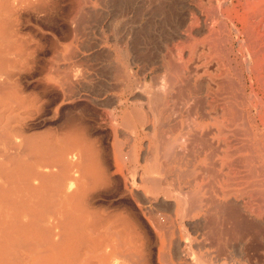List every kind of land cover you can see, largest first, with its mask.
Segmentation results:
<instances>
[{"label": "rangeland", "instance_id": "374dc122", "mask_svg": "<svg viewBox=\"0 0 264 264\" xmlns=\"http://www.w3.org/2000/svg\"><path fill=\"white\" fill-rule=\"evenodd\" d=\"M233 8L241 11L238 0H26L15 6L0 0V222L34 202L63 203L70 214L53 229L62 237L52 264H264V56L247 54L250 42ZM58 162L63 169L81 167L63 174L80 177L83 195L77 185L68 188L69 180L53 178L62 170ZM213 199L222 210L213 211L221 208L215 203L213 209ZM35 204L32 209L41 208ZM4 229L0 264H18V226Z\"/></svg>", "mask_w": 264, "mask_h": 264}, {"label": "bare ground", "instance_id": "6f19581e", "mask_svg": "<svg viewBox=\"0 0 264 264\" xmlns=\"http://www.w3.org/2000/svg\"><path fill=\"white\" fill-rule=\"evenodd\" d=\"M10 1V3H11V5L12 6H15L16 4H18V3H24V1H26V0H9ZM223 1V0H222ZM239 1V5H240V7H241V11H239V10H236L235 8H233L232 10H231V12L233 13V17H235L236 19H237V21H239V22H241L242 24H241V26H242V30H243V33H244V35H245V37L247 38V40H248V42H250V44H249V49L247 50L249 53H247V54H250V55H252V56H254V55H259V54H261L262 53V55L264 56V0H238ZM28 2V1H27ZM225 2V1H224ZM5 3H6V0H5ZM174 4V3H173ZM4 5H6V4H4ZM220 6H221V3H219V6L217 7V10H218V15H222V13H223V11L224 10H221L222 8H220ZM232 6H233V4H232ZM228 8V7H227ZM224 9V8H223ZM196 10V9H195ZM205 10V9H204ZM203 10V11H204ZM216 10V11H217ZM197 11V10H196ZM202 11V12H203ZM200 12H201V10H200ZM205 12V11H204ZM213 12V11H212ZM226 14L225 15H228V13H229V11H227V9H226ZM196 13V12H195ZM215 13V11H214V14H215V16H213L212 14V16L213 17H218V15ZM174 14V13H173ZM208 14V13H207ZM175 15V14H174ZM206 15V14H205ZM224 15V14H223ZM195 16V15H194ZM179 17V16H178ZM191 17V16H190ZM206 17H208V15L206 16ZM212 17V19H214ZM224 17V16H223ZM230 17V16H229ZM210 18V17H209ZM219 18V17H218ZM220 18H222V17H220ZM225 18V17H224ZM227 18V20H228V17H226ZM200 19V18H199ZM208 19V18H207ZM212 19H209L210 21L212 20ZM198 20V18L196 17V20L195 21H197ZM179 21V20H178ZM190 21V20H189ZM192 21V20H191ZM191 21L189 22V24H191ZM199 21H202V20H199ZM216 21V18H215V20H214V22ZM223 21H224V19H223ZM175 22V21H174ZM194 22V21H193ZM199 23V22H198ZM206 23V22H205ZM204 22H203V28H205V26H207V25H209L210 26V24H208L209 22L207 21V25L205 24ZM212 23H213V20H212ZM193 24V23H192ZM216 24V23H215ZM214 24V25H215ZM219 24H220V20H219V22H218V27H219ZM223 24H226V22L224 23L223 22ZM222 24V25H223ZM183 25V24H182ZM185 25V24H184ZM198 25V24H197ZM201 25V23L198 25V27ZM181 26V25H180ZM188 26V25H187ZM190 26V25H189ZM193 26V25H192ZM211 26H212V24H211ZM185 27V26H184ZM196 27V26H195ZM213 27V26H212ZM222 27H224V25L222 26ZM221 27V28H222ZM233 27V26H232ZM182 28V27H181ZM188 28V27H187ZM202 28V27H201ZM180 29V28H179ZM184 29V28H183ZM199 29V28H198ZM213 28H211V30H212ZM219 29V28H218ZM218 29L216 28V30L218 31ZM238 29V28H237ZM200 30V29H199ZM199 30H197V31H199ZM201 30H203V29H201ZM206 30H208L207 28H206ZM215 29H213V31L216 33L217 31H216ZM222 31L224 30V29H221ZM184 31V30H183ZM187 31H188V29H187ZM213 31H212V35H213ZM219 31H220V29H219ZM237 31V30H236ZM175 32V31H174ZM180 32H181V29H180ZM203 32V31H202ZM206 32V31H205ZM184 33V32H183ZM190 33V32H189ZM197 33V32H196ZM195 33V34H196ZM220 33H221V31H220ZM224 33V32H223ZM238 33V32H237ZM185 34H186V31H185ZM202 33H200V35H201ZM208 34H210V32H208ZM214 35H216V34H214ZM218 35H219V33H218ZM242 35V34H241ZM240 35V36H241ZM181 36H182V34H181ZM189 36L190 35H185V37H188L189 38ZM222 36H224V34H222ZM222 36L220 35L219 37H220V39H222ZM195 37V36H194ZM224 37H226V36H224ZM181 38V37H180ZM173 39V38H172ZM175 40H176V37L174 38ZM184 39H186V38H184ZM215 39H216V37H215ZM239 39V38H238ZM237 39V40H238ZM135 40H136V38H135ZM174 40V41H175ZM181 40V39H180ZM188 41H189V39H187ZM212 40V39H211ZM211 40H208V41H206V42H208L209 43V41H211ZM246 40V41H247ZM179 41V40H178ZM212 41H214V39L212 40ZM211 41V42H212ZM179 42H181V41H179ZM197 42V41H196ZM219 43V41H218V39L216 40V43ZM221 42V41H220ZM238 42V41H237ZM213 43V42H212ZM216 44V45H218L219 46V44H221V43H219V44ZM240 43H242V41L240 42ZM180 44H182V43H180ZM185 44V43H184ZM215 44V43H214ZM214 44L212 45V48H211V50L212 49H214ZM178 45V44H177ZM195 45V44H194ZM193 44H192V46H194ZM211 44H209V46H210ZM208 46V47H209ZM183 47V46H182ZM177 48V47H176ZM181 48V47H180ZM188 48V47H187ZM186 48V49H187ZM221 48H224L223 46H221ZM242 48V47H241ZM182 49V48H181ZM189 49H191V47L189 48ZM210 49V48H209ZM217 49V47H215V49L214 50H216ZM220 49V48H219ZM244 49V48H243ZM139 50V49H138ZM175 50H177V49H175ZM179 51V50H178ZM190 51V50H189ZM218 51V50H217ZM216 51V52H217ZM210 52V51H209ZM215 52V51H214ZM219 52V51H218ZM217 52V53H218ZM245 52V51H244ZM189 53V52H188ZM223 53V52H222ZM178 54V53H177ZM227 54V53H226ZM149 55V54H148ZM147 55V56H148ZM179 55V54H178ZM219 55H220V52H219ZM223 56H224V54H223ZM144 57V56H143ZM179 57V56H178ZM189 57V56H188ZM221 57H222V55H221ZM187 58V57H186ZM224 58V57H223ZM248 58V57H247ZM171 59V58H170ZM169 59V60H170ZM208 59V58H207ZM228 59V58H227ZM264 59V58H263ZM180 60V59H179ZM185 60V59H184ZM196 60V59H195ZM217 60H219V59H217ZM222 60V59H221ZM221 60H219V61H221ZM244 60V59H243ZM172 61H173V59H172ZM176 61V60H175ZM186 62L188 61V59H186L185 60ZM191 61V60H190ZM214 61V60H213ZM213 61H211V62H213ZM170 62H171V60H170ZM169 62V63H170ZM178 62V61H177ZM184 62V61H183ZM185 62V63H186ZM218 62V61H217ZM223 61H221V63H222ZM174 63L175 62H173V65H174ZM180 63H181V61H180ZM214 63H215V61H214ZM230 63V62H229ZM248 63H249V61H248ZM182 65H183V63H181ZM181 64H175L176 66L177 65H181ZM187 64V63H186ZM226 64V63H225ZM260 64V63H259ZM170 66H171V70H174V68L176 67L175 65L173 66L172 64H169ZM228 65V64H227ZM246 65V64H245ZM174 68H173V67ZM212 66V65H211ZM218 66V65H217ZM230 66V65H229ZM228 66V67H229ZM260 66V65H259ZM258 66V67H259ZM178 67V66H177ZM185 67V66H184ZM214 67V66H213ZM216 67V66H215ZM233 67V66H232ZM188 68V67H187ZM216 68H218V67H216ZM215 68V69H216ZM178 68H176V70H177ZM229 69V68H228ZM227 69V70H228ZM226 69H224L223 71H225ZM189 70H187L186 72H188ZM191 71V70H190ZM216 71V70H215ZM222 71V72H223ZM234 71V70H233ZM155 72V71H154ZM165 72V71H164ZM177 72H179V71H177ZM206 72V71H205ZM214 72V71H213ZM217 72V71H216ZM227 72V71H226ZM225 72V73H226ZM169 73V72H168ZM173 73V72H172ZM185 73V72H184ZM188 73H191V72H188ZM134 74V73H133ZM192 74H194V73H192ZM218 74V73H217ZM223 74H224V72H223ZM229 74V72L227 73V75ZM236 74H237V72H236ZM155 75V74H154ZM163 75V74H162ZM174 74H172L171 75V77L173 76ZM185 75V74H184ZM183 75V76H184ZM195 75V74H194ZM214 75V74H213ZM219 75H220V72H219ZM156 76V75H155ZM182 76V75H181ZM190 76V75H189ZM198 76V75H197ZM224 76V75H223ZM162 77V76H161ZM188 77V76H187ZM196 77V76H195ZM195 77L193 78V80L195 79ZM199 77V76H198ZM197 77V78H198ZM221 77V76H220ZM225 77L227 78V76L225 75ZM163 78V77H162ZM173 78V77H172ZM175 78V77H174ZM181 78V77H180ZM183 78V77H182ZM185 78H186V76H185ZM190 78V77H189ZM216 78V77H215ZM219 78V77H218ZM231 79V77H228V79ZM154 79V78H153ZM220 79V78H219ZM221 79H222V77H221ZM168 80H169V78H168ZM171 80V79H170ZM175 80H176V78H175ZM174 80V81H175ZM185 80V81H184ZM224 79H222V81H223ZM225 80H227V79H225ZM225 80H224V82H225ZM171 81H173V79L171 80ZM170 81V82H171ZM173 81V82H174ZM178 81H180V80H178ZM183 82H186V79H183L182 80ZM187 81H189V82H191L192 81V77H191V81H190V79L189 80H187ZM202 81H205V80H202ZM228 82H230L229 80H227ZM231 81H232V79H231ZM154 82H156V81H154ZM158 82V81H157ZM164 82V81H163ZM162 82V83H163ZM170 82H168V86L170 85ZM198 82V81H197ZM208 82H210V81H208ZM220 82V81H219ZM240 82V81H239ZM188 83V82H187ZM196 83V82H195ZM215 83V82H214ZM221 83H223V82H221ZM233 83V82H232ZM154 84V83H153ZM159 84V83H158ZM167 84V83H166ZM179 84H180V82H179ZM179 84H176V88L178 89L179 88V86H177V85H179ZM185 84V83H184ZM191 84V83H190ZM189 84V85H190ZM201 84V83H200ZM211 84H213V83H211ZM217 84V83H216ZM226 84V83H225ZM230 85H234V84H231V82L229 83ZM161 86L160 87H162V85L163 84H160ZM210 85V84H209ZM214 85V87L216 86L215 84H213ZM219 85V84H218ZM222 85V84H221ZM220 85V86H221ZM228 85V84H227ZM226 85V86H227ZM230 85H229V87H230ZM155 86V85H154ZM167 86V85H166ZM171 86V85H170ZM173 86H175V85H173ZM202 86V85H201ZM224 86V85H223ZM146 87V86H145ZM181 87H182V89H183V87H186L185 85H183L182 86V84H181ZM193 87V86H192ZM213 87V86H212ZM212 87H211V89H212ZM228 87V86H227ZM262 87V86H261ZM156 88V87H155ZM170 88V87H169ZM175 87L174 88H172V90L173 89H176ZM187 88H189V86L187 87ZM190 88H191V86H190ZM194 88V87H193ZM216 88H218L217 86H216ZM221 88H222V86H221ZM220 88V89H221ZM232 88H233V90H234V86H232ZM238 88V87H237ZM165 89H167V88H165ZM180 89V88H179ZM184 89H186V88H184ZM192 89V88H191ZM209 89V88H208ZM210 89V90H211ZM214 89V88H213ZM227 90L228 89H230V88H226ZM156 90H157V88H156ZM161 90V89H160ZM160 90H158V91H160ZM171 90V89H170ZM169 90V91H170ZM190 90V89H189ZM225 90V87H224V91H226L227 92V94H229L228 93V91H232V89H230V90ZM147 91V90H146ZM162 91V90H161ZM160 91V92H161ZM190 91H194V90H190ZM195 91H197V93H199L198 92V90H195ZM194 91V92H195ZM200 91V90H199ZM215 91V90H214ZM217 91V90H216ZM220 91V90H219ZM218 91V92H219ZM221 91H222V89H221ZM230 91V92H231ZM154 92V91H153ZM158 93L157 94V92H155L156 93V96L157 95H162L163 94V92L162 93ZM179 92V91H178ZM178 92H177V94H178ZM180 92H181V95L183 94L184 95V93H182V91H181V89H180ZM183 92H184V90H183ZM202 92V91H201ZM223 92V91H222ZM233 92V94L235 95V92L234 91H232ZM169 93H172V92H169ZM190 93V92H189ZM193 93V92H192ZM196 93V92H195ZM220 93V92H219ZM148 94H150V93H148ZM167 94V93H166ZM174 94V93H173ZM175 94H176V91H175ZM200 94V93H199ZM216 94V93H215ZM221 95H222V93H220ZM219 94V95H220ZM231 94V93H230ZM151 95H153V94H151ZM212 95H213V92H212ZM217 95H218V93H217ZM216 95V96H217ZM154 96V95H153ZM153 97L154 99L155 98H157V97H159V96H157V97ZM174 96V95H173ZM187 96V95H186ZM190 96H192V95H190ZM189 96V97H190ZM197 96L198 95H196L195 97L197 98ZM231 96V95H230ZM239 96V95H238ZM241 96V95H240ZM170 97H172L171 95H170ZM180 97V96H179ZM188 97V96H187ZM222 97L223 96H221L220 98H221V101H222ZM226 97H228V96H226ZM236 97V96H235ZM242 97V96H241ZM240 97V98H241ZM175 98H177V97H175ZM184 98H185V96H184ZM206 98H208V97H206ZM210 98V97H209ZM215 98V97H214ZM214 98H213V100H214ZM217 98V97H216ZM228 98H230V97H228ZM233 98V97H232ZM239 97H236V99H238ZM169 99L170 98H167V101L169 102ZM180 100H181V98H179ZM187 99V98H186ZM192 99H194V98H192ZM199 99V98H198ZM198 99H196V105H197V102H201V101H197ZM202 99H205V98H202ZM218 99V98H217ZM224 99V98H223ZM225 99H227V98H225ZM224 99V100H225ZM231 99V98H230ZM156 100V99H155ZM159 100V99H158ZM183 100V99H182ZM207 100V99H206ZM210 100V99H209ZM208 100V101H209ZM229 100V99H228ZM227 100V102H230L231 100H229L228 101ZM166 101V100H165ZM166 101V102H167ZM171 101V100H170ZM176 102L174 103L175 105H177V100H175ZM194 101V100H193ZM218 101H220V100H218ZM220 101V102H221ZM239 101V100H238ZM240 101H241V99H240ZM152 102V101H151ZM180 102H184V101H178V103H180ZM205 102V101H204ZM204 102L202 103V104H204ZM210 102V101H209ZM219 102V103H220ZM226 102V101H225ZM236 102H237V100H236ZM195 103V102H194ZM219 103H217V105L219 104ZM239 103V102H238ZM257 103H258V101H257ZM165 104H167V103H165ZM171 104V103H170ZM182 104V103H181ZM185 103H183V105H184ZM201 104V103H200ZM206 104H209L208 102L206 103ZM213 104V103H212ZM227 104V103H226ZM229 104V103H228ZM227 104V106H230V105H228ZM231 104V103H230ZM239 104H241V103H239ZM259 104V103H258ZM172 105V104H171ZM182 105V106H183ZM192 105H194V104H192ZM195 105V106H196ZM199 105V104H198ZM210 105V104H209ZM216 105V106H217ZM225 105V104H224ZM172 106H174V105H172ZM195 106L193 107V108H195ZM200 106V105H199ZM199 106H198V108H199ZM208 106V105H207ZM211 106V105H210ZM219 106V105H218ZM232 106V105H231ZM230 106V107H231ZM158 107H159V104H158ZM176 107V106H175ZM190 107H191V105H190ZM201 107V106H200ZM221 108H222V105L220 106ZM226 107V106H225ZM172 108V107H171ZM177 108H179L180 109V107H177ZM203 108V107H202ZM202 108H200L201 110H202ZM227 108H229V107H227ZM169 109H170V107H169ZM174 109V108H173ZM182 109V108H181ZM206 109V108H205ZM214 109V108H213ZM219 109V108H218ZM154 110V109H153ZM183 110H185V108H183ZM187 110V109H186ZM190 111L189 112H191L192 110H191V108L189 109ZM199 110V109H198ZM200 110V111H201ZM210 110H211V108H210ZM217 110V109H216ZM220 110H222V109H220ZM223 110H225L224 109V107H223ZM163 111H165V109H163ZM170 111V110H169ZM178 111V110H177ZM181 111V110H180ZM195 111H196V109H195ZM235 111V110H234ZM172 112V111H171ZM175 112V111H174ZM174 112H173V114H174ZM187 112V111H186ZM204 112V111H203ZM229 112V113H228ZM228 112H227V110H226V113L227 114H230V110H228ZM236 112V111H235ZM163 113V112H162ZM165 113H167V107H166V112ZM170 113V112H169ZM180 113V112H179ZM182 113H184V111H182ZM201 113V112H200ZM205 113V112H204ZM218 113H219V111H218ZM221 113V112H220ZM232 113H234V112H232ZM231 113V114H232ZM237 113H239V114H241L242 112H237ZM237 113H235V114H237ZM244 113V112H243ZM189 114H191V113H189ZM195 114V113H194ZM230 114V115H231ZM258 114V113H257ZM152 115V114H151ZM163 115V114H162ZM179 115V114H178ZM182 115V114H181ZM184 115V114H183ZM166 116H169V115H166ZM195 116V115H194ZM203 116V115H202ZM211 116V115H210ZM243 116H244V114H243ZM243 116H241V117H243ZM165 117V116H164ZM207 118H209L208 116H206ZM237 117V119L239 118H241V117H238V116H236ZM166 118H168V117H166ZM165 118V119H166ZM196 118V117H195ZM199 118V117H198ZM200 118H201V116H200ZM205 118V117H204ZM204 118H202V119H204ZM245 118V117H244ZM216 119V118H215ZM232 119V118H231ZM236 119V120H237ZM243 119V118H242ZM162 120H164V119H162ZM197 121V120H196ZM202 121V120H201ZM216 121V120H215ZM217 121H221V120H217ZM223 121V120H222ZM165 122V121H164ZM168 122V121H167ZM200 122V120L199 121H197V123H199ZM172 123V122H171ZM235 123V122H234ZM233 123V124H234ZM241 123H243V122H241ZM246 123V122H245ZM200 124H201V122H200ZM218 124H219V122H218ZM228 124V123H227ZM240 124V122L238 123V125ZM163 125H165V124H163ZM166 125H167V123H166ZM197 125V124H196ZM236 125V124H235ZM234 125V126H235ZM244 125V124H243ZM243 125H241V127L243 126ZM174 125L172 124V126L171 127H173ZM199 126V125H198ZM220 126V125H219ZM227 126V125H226ZM220 127H222V125L220 126ZM223 127H225V126H223ZM239 127V126H238ZM202 128V127H201ZM226 128V127H225ZM249 128V127H248ZM227 129V128H226ZM229 129V128H228ZM228 129H227V131H228ZM225 130V129H224ZM223 130V131H224ZM223 131H222V133H223ZM235 131H237V130H235ZM245 133H246V131H245ZM199 134V133H198ZM239 134V133H238ZM193 135V134H192ZM191 135V136H192ZM225 135V134H224ZM227 135V134H226ZM226 135H225V137H226ZM190 136V137H191ZM197 136V135H196ZM195 135H194V137H196ZM199 136V135H198ZM3 137H4V135H3ZM193 137V136H192ZM201 138V137H200ZM197 139V138H196ZM196 139L194 138L193 140H195L196 141ZM203 139V138H202ZM206 139V137L204 138V140ZM225 139H229V138H225ZM181 140V139H180ZM186 141V140H185ZM199 141V140H198ZM238 141V140H237ZM231 142V141H230ZM243 142V141H242ZM205 143V142H204ZM244 143H246V141H244ZM236 145H239V144H236ZM224 147H225V143H224ZM237 148V147H236ZM225 149V148H224ZM227 149V148H226ZM232 149V148H231ZM227 150H230V149H227ZM227 150H224V151H227ZM232 151H233V149H232ZM1 152V151H0ZM70 152V154H71V150L69 151ZM228 152V151H227ZM227 152H226V154H227ZM233 153V152H232ZM65 154V153H64ZM176 156H177V154H175ZM232 155V154H231ZM166 156V155H165ZM3 157V156H2ZM73 157H77V156H74L73 155ZM81 157V156H80ZM234 157V156H233ZM71 158V157H70ZM235 158V157H234ZM59 159H61V158H59L58 157V160ZM226 159V158H225ZM230 159V158H229ZM228 158H227V161L229 160ZM236 159L237 158H235V159H233L234 160V162H236ZM57 160V159H56ZM55 160V161H56ZM77 160V159H76ZM241 161V160H240ZM233 162V163H234ZM57 163V162H56ZM80 163H81V161H80ZM227 163H231V165H233V163H232V161L230 162V160L227 162ZM239 163V161L237 160V164ZM246 163V162H245ZM58 164H59V162H58ZM244 164V163H243ZM247 165H248V163H246ZM64 165H65V163H64ZM64 165H63V167H64ZM75 166H76V164H74ZM231 165H229V166H231ZM69 166V170L68 169H63V167L62 166H60V164H59V167H61L60 169H62L63 170V172H61L62 170H59V173H57V174H54L55 176H53V178H57V177H61V179H63V182H64V180H69L70 181V184H69V187L68 188H72V186L73 185H77V187L79 188L80 186V182L79 181H81L80 180V177H75V176H71L69 173H70V171L72 170L71 168L72 167H75V166H73V165H71V164H66V167H68ZM234 166H235V164H234ZM243 166V165H242ZM77 167V169L76 170H78V169H80L81 167H79L78 165L76 166ZM79 167V168H78ZM236 167V166H235ZM237 168V167H236ZM242 168V167H241ZM244 168V167H243ZM47 169H48V167H47ZM246 169H247V166H246ZM260 169V168H259ZM65 170H68V172L69 173H66V174H63V173H65ZM237 169H235V171H236ZM251 170H254V169H251ZM251 170H250V173H253V172H251ZM80 171H83V170H80ZM78 172V174L80 173L81 174V172ZM238 171V170H237ZM233 172V171H232ZM236 173V175H237V172H235ZM241 172H239V174H240ZM243 173H246V172H243ZM249 173V174H250ZM38 174V173H37ZM39 174H41V173H39ZM79 174V175H80ZM249 174H247V178H248V176H249ZM41 175H43V174H41ZM51 175H53V174H51ZM76 175V174H75ZM82 175H83V172H82ZM235 175V176H236ZM256 175V174H255ZM36 176V175H35ZM34 176V178L36 179H38L40 176H36L35 177ZM229 176V175H228ZM228 176H226V177H228ZM234 176V177H235ZM250 176H253V175H251L250 174ZM249 176V177H250ZM82 177V176H81ZM225 177V178H226ZM237 177V176H236ZM244 177H246V175L244 176ZM257 177V176H256ZM52 178V179H53ZM230 178H231V176H230ZM242 178V177H241ZM247 178H242L241 180H243V179H246L247 180ZM253 179L255 178L254 176L252 177ZM60 178H59V181L61 180ZM82 179V178H81ZM231 179H233V175H232V178ZM230 179V180H231ZM237 179V178H236ZM238 180V179H237ZM249 180V179H248ZM58 181V182H59ZM236 181V180H235ZM94 182V181H93ZM99 182V181H98ZM225 182H227V181H225ZM255 182V181H254ZM254 182L252 181V182H250L249 184H251L252 186H255L254 185ZM258 182H260V181H258ZM258 182H256V183H258ZM263 181L261 180V182L260 183H262ZM60 183V182H59ZM58 183V184H59ZM95 184H96V181L94 182ZM94 183L92 184V185H94ZM100 183V182H99ZM102 183V182H101ZM230 183V182H229ZM232 183V182H231ZM56 184V183H55ZM61 184V183H60ZM57 185V186H59V188H60V186L61 185ZM233 184V183H232ZM231 184V185H232ZM236 184V183H235ZM239 184H242V183H238V185ZM244 184V183H243ZM85 185V184H84ZM229 185V184H228ZM234 185V184H233ZM238 185H237V187H238ZM245 185V184H244ZM243 185V186H244ZM224 186V185H223ZM242 186V185H241ZM233 187H235V185L233 186ZM257 187H258V185H257ZM36 188V187H35ZM78 188H77V190H78ZM86 188H87V186L85 187V192H87L86 191ZM230 188H231V186H230ZM30 189H33L32 188V186H31V188ZM51 189H52V187H51ZM55 189V188H54ZM53 189V190H54ZM79 189H82L81 191H79L80 193L83 191V186H82V188H79ZM224 189H226V188H224ZM228 189V188H227ZM256 189V188H255ZM254 189V190H255ZM52 190V191H53ZM57 190V189H56ZM223 190V189H222ZM258 190V189H257ZM257 190L256 191H252V193H254L255 195H257L258 196V192H257ZM58 191H60V189L59 190H57V193H58ZM236 191V190H235ZM54 192H56V191H54ZM78 192V193H79ZM187 192V191H186ZM188 192H190V191H188ZM223 192V191H222ZM240 192V191H239ZM238 192V193H239ZM256 192H257V194H256ZM84 193V192H83ZM184 193V192H183ZM208 193V192H207ZM229 192H227L226 194H225V196L228 194ZM247 193V192H246ZM72 194H73V192H72ZM77 194V193H76ZM82 194V193H81ZM78 195L79 197H82V195ZM85 194V193H84ZM188 194V193H187ZM186 194V195H187ZM193 194V193H192ZM221 194V193H220ZM219 194V195H220ZM241 194V193H240ZM253 194V195H254ZM74 195V194H73ZM72 195V196H73ZM184 195H185V193H184ZM194 196L196 195H198L197 193L195 194H193ZM212 195H214V194H212ZM222 195V194H221ZM244 195V194H243ZM252 195V196H253ZM183 196V195H182ZM190 196H192V195H190ZM248 196H249V194H248ZM50 197V196H49ZM56 197H59V196H56ZM55 197V198H56ZM70 198H71V196H69ZM210 197V198H209ZM209 197H207V200L206 201H208L209 199H211L212 200V196H210L209 195ZM221 197V196H220ZM238 197H240V196H238ZM83 198V197H82ZM184 198H186V197H184ZM195 198H197V197H195ZM213 198H215V197H213ZM236 198V197H235ZM250 198H252V197H250ZM60 199V198H59ZM67 199H69V198H67ZM264 199V198H263ZM26 200V199H25ZM50 200V199H49ZM200 200H202V199H200ZM204 200V199H203ZM214 200V199H213ZM27 201V200H26ZM69 201V200H68ZM198 201V200H197ZM206 201H204V202H206ZM264 201V200H263ZM50 202V201H49ZM56 203H57V200L55 201ZM54 202V203H55ZM190 202H193V201H190ZM196 202V201H195ZM199 202V201H198ZM201 202V201H200ZM203 202V201H202ZM209 202V201H208ZM214 203H213V205L217 202V200L215 201H213ZM227 202V201H226ZM257 202H259V201H257ZM262 202V201H261ZM22 203V205H23V203H24V201H22L21 202ZM53 203V204H54ZM70 203V202H69ZM209 203H211V202H209ZM209 203H207L208 205H209ZM243 203V202H242ZM27 204V203H26ZM26 204H24V205H26ZM34 204H35V202L32 204L33 206H34ZM58 204V203H57ZM57 204H54V206H57ZM193 204V203H192ZM206 204V203H205ZM212 204V203H211ZM217 204V203H216ZM211 205V206H213L214 208L213 209H215V207L217 206V205H219V207H220V205H221V208L219 209L218 208V206L216 207V209L217 210H213V211H218V210H222V205H224L223 203L222 204H219V202H218V204L217 205ZM229 204V203H228ZM228 204H227V206L225 205V207H226V210H227V208H228ZM231 204V203H230ZM233 204V203H232ZM231 204V205H232ZM263 204H264V202H263ZM32 205L31 206H25V207H21V209H19V213L17 212L14 216H16V217H14L12 220H5L4 222H0V256H2V252H3V248L5 247V245H6V237H5V235H6V232H5V224L6 223H11V224H13V226H15V224H17V226H18V264H50V262H51V264H52V261L53 260H55L54 259V256H55V253H57V252H55V249H56V245H57V243H58V241L57 240H59L62 236H60V238L58 237V235H60V234H58V233H55L54 232V228H57V227H59V225L61 226L63 223H62V221H63V219H64V217L67 215V214H70L69 213V210H66V208L64 207V204L62 203V205L63 206H61L60 204H59V206H60V208H55V207H47L45 204H43V205H45L46 207H44L43 205L41 206L40 204H35V206L37 207V205H39L41 208H34V209H32L33 207H32ZM48 205V204H47ZM194 205V204H193ZM203 205V204H202ZM38 206V207H39ZM72 206V205H71ZM71 206H70V208H71ZM196 206V205H195ZM207 205H205V207H206ZM237 206H238V204H237ZM20 207V206H19ZM30 207V208H29ZM64 207V208H63ZM72 207H74V205L72 206ZM169 207V206H168ZM199 207V205L197 206V208ZM203 207H204V205H203ZM210 207V206H209ZM208 207V208H209ZM232 207V208H231ZM229 206V208L228 209H230L229 211H231L232 213L233 212H236L235 210H233V206ZM195 208V207H194ZM207 208V209H208ZM211 208V207H210ZM236 207L234 206V209H235ZM75 209V208H74ZM74 209H72V210H74ZM203 209V208H202ZM238 209H240V208H238L237 207V210ZM264 209V208H263ZM256 210V209H255ZM254 210V211H255ZM258 210H260V209H258ZM198 211H199V209H198ZM253 211V212H254ZM80 212V211H79ZM187 212H189V211H187ZM252 212V211H251ZM256 212V211H255ZM258 213H260L259 211H257ZM256 212V213H257ZM84 216H89V213L87 212V211H85L84 210ZM106 215V214H105ZM232 215L233 214H231V217H232ZM264 215V214H263ZM102 216V215H101ZM210 216V215H209ZM236 216V215H235ZM234 216V217H235ZM106 217V216H105ZM208 217V216H207ZM106 218H108V217H106ZM106 218H105V221H106ZM110 218V217H109ZM157 218V217H156ZM166 218V217H165ZM164 218V219H165ZM211 218H212V216H211ZM220 218V217H219ZM219 218H217V220L219 219ZM84 220H85V218H83ZM216 219V218H215ZM214 219V220H215ZM236 219V218H235ZM237 219H238V217H237ZM250 219V218H249ZM116 219L115 218H113V221H115ZM118 220V219H117ZM155 220V219H154ZM158 221H159V219H157ZM212 220V219H211ZM213 220V221H214ZM221 220V219H220ZM82 221V220H81ZM156 221V220H155ZM244 221V220H243ZM242 221V224L244 223ZM85 222H87L86 220H85ZM84 222V223H85ZM104 222V221H103ZM168 222V221H167ZM209 222V221H208ZM246 222V221H245ZM62 223V224H61ZM105 223V222H104ZM157 223H159V222H157ZM215 223H218V222H215ZM222 223V222H221ZM235 223H239V222H237L236 220H235ZM251 223V222H250ZM249 223V224H250ZM253 223V222H252ZM251 223V224H252ZM86 224V223H85ZM92 224V223H91ZM90 224V225H91ZM118 224V223H117ZM194 224V223H193ZM223 224V223H222ZM229 224V223H228ZM240 224V223H239ZM242 224H240V225H242ZM84 225V224H83ZM106 224H104V226H105ZM158 225V224H157ZM160 225V224H159ZM226 225V224H225ZM235 225V224H234ZM255 225V224H254ZM253 225V226H254ZM259 225V224H258ZM116 226V225H115ZM120 226V225H119ZM122 226H124V224L122 225ZM162 226V225H161ZM227 226V225H226ZM256 226V225H255ZM263 226V225H262ZM83 227V226H82ZM87 227H88V222H87ZM110 227V226H109ZM211 227V226H210ZM221 227H222V225H221ZM261 227V226H260ZM60 229L62 228V226L61 227H59ZM100 228V227H99ZM104 228V227H103ZM208 228H209V226H208ZM220 228V227H219ZM225 228V227H224ZM240 228H243V227H241L240 226ZM109 229V228H108ZM121 229V228H120ZM119 229V230H120ZM211 229H213L212 227H211ZM230 229V228H229ZM246 229V228H245ZM58 230V229H57ZM126 230V229H125ZM124 230V231H125ZM170 230H171V228H170ZM199 230V229H198ZM219 230V229H218ZM221 230H222V228H221ZM213 231H214V229H213ZM217 231V230H216ZM215 231V232H216ZM60 232H61V234L63 235V231H61L60 230ZM109 232V231H108ZM211 232V231H210ZM238 232V231H237ZM250 232H251V230H250ZM127 233V232H126ZM217 233V232H216ZM233 233V232H232ZM239 233V232H238ZM255 233V232H254ZM209 234V233H208ZM207 234V235H208ZM229 234V233H228ZM230 234H231V232H230ZM128 235V234H127ZM211 235L213 236V232L211 233ZM215 235V234H214ZM219 235V234H218ZM249 235V234H248ZM256 235V234H255ZM223 236V235H222ZM259 236V235H258ZM57 237H58V239H57ZM206 237H208V236H206ZM229 237H230V235H229ZM243 237V236H242ZM247 237V236H246ZM101 238H102V236H101ZM209 239H211L210 238V236L208 237ZM214 238V237H213ZM207 239V238H206ZM218 239V238H217ZM231 239V238H230ZM233 239H235V238H233ZM62 240V239H61ZM186 240V239H185ZM213 240V239H212ZM211 240V241H212ZM228 240V239H227ZM239 240H240V238H239ZM178 241V240H177ZM223 241V240H222ZM229 241V240H228ZM227 241V242H228ZM242 241V240H241ZM105 242V241H104ZM119 242V241H118ZM118 242L116 243V244H113V245H117L118 246ZM215 242H217L216 241V239H215V241H214V243ZM236 242V241H235ZM62 243V242H61ZM107 243V242H106ZM188 243V242H187ZM120 244V243H119ZM212 244V243H211ZM210 244V245H211ZM216 244V243H215ZM250 244V243H249ZM204 245V244H203ZM209 245V244H208ZM217 245V244H216ZM102 246V245H101ZM117 246L115 247V248H117ZM182 246V245H181ZM215 246V245H214ZM103 247V246H102ZM196 247V246H195ZM210 247V246H209ZM229 247V246H228ZM248 247V246H247ZM121 248V247H120ZM257 248V247H256ZM118 249V248H117ZM216 249V248H215ZM222 249H224V248H222ZM248 249V248H247ZM250 249V248H249ZM253 249V248H252ZM59 250V249H58ZM99 250V249H98ZM184 250V249H183ZM182 250V251H183ZM119 251V250H118ZM263 251V250H262ZM88 253V252H87ZM111 253V252H110ZM214 253V252H213ZM224 253H227V252H223V254ZM244 253V252H243ZM120 252L118 253V255H119V257H120ZM208 254H210V253H208ZM207 254V255H208ZM217 254V256H219L220 254H218V252L216 253L215 252V255ZM259 254V253H258ZM99 255V254H98ZM123 255V254H122ZM184 255V254H183ZM206 255V256H207ZM211 255V254H210ZM228 255V254H227ZM226 255V256H227ZM253 255V254H252ZM102 256V255H101ZM130 256H132L133 257V255L131 254ZM214 256V255H213ZM226 256H225V258H226ZM251 256V255H250ZM108 257V256H107ZM124 257H127V254H126V256H122V258H124ZM129 257V256H128ZM167 257V256H166ZM202 257H204V256H202ZM212 257V256H211ZM216 257V256H215ZM223 257V256H222ZM130 258V257H129ZM135 258V257H134ZM134 258H133V260H134ZM183 258V257H182ZM209 258H210V256H209ZM217 258V257H216ZM215 258V259H216ZM219 258H220V256H219ZM225 258H223V260H225ZM233 258V257H232ZM245 258V257H244ZM82 259V258H81ZM88 259V258H87ZM86 258H85V260L84 261H86L87 260ZM98 259H100V257H98ZM137 259V258H136ZM138 259H140L139 257H138ZM143 259V258H142ZM203 259V258H202ZM228 259H230V258H227V260ZM88 260H90V259H88ZM94 260H95V258H94ZM102 260V259H101ZM132 260V261H133ZM208 260V259H207ZM219 260V259H218ZM236 259L234 258V261H235ZM84 261H82L83 263H84ZM137 261V260H136ZM204 261H206L205 259H204ZM215 261V260H214ZM87 262V261H86ZM134 262V261H133ZM138 262V261H137ZM161 262V261H160ZM209 262V261H208ZM233 262V261H232ZM252 262V261H251ZM259 262V261H258ZM257 262V263H258ZM124 263V262H123ZM140 263V262H139ZM141 263H143V262H141ZM211 263H212V261H211ZM228 263V262H227ZM126 264V263H125ZM202 264H203V262H202ZM210 264V263H209ZM219 264H220V262H219ZM223 264H225L224 262H223Z\"/></svg>", "mask_w": 264, "mask_h": 264}]
</instances>
